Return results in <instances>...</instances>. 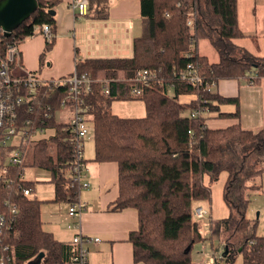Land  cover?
Listing matches in <instances>:
<instances>
[{
	"label": "trees",
	"instance_id": "obj_1",
	"mask_svg": "<svg viewBox=\"0 0 264 264\" xmlns=\"http://www.w3.org/2000/svg\"><path fill=\"white\" fill-rule=\"evenodd\" d=\"M103 1L89 0L86 13L104 16ZM57 3L36 0L29 16L10 32L0 29V56L4 57L9 43H21L40 33L42 23H48L53 37L39 56L42 64L54 45L56 18L50 10ZM100 4L102 8H97ZM94 7L97 9L92 11ZM140 14L142 33L133 38L131 57L86 58L75 64L77 74L125 78L110 82L107 95L101 92V82L95 80L81 101L88 105L93 159L118 164V195L109 209L133 207L138 213L137 229L128 235L133 261L203 264L191 256L194 243L206 239L193 217V208L198 201L211 200L204 176L216 179L226 170L223 198L230 213L222 224L224 229L231 223L234 226L225 240L227 250L217 256L215 264H233L238 255L242 264H264V235L251 233L230 241L235 232L246 228L244 207L249 190L256 186L249 181L264 171V126L251 130L235 123L210 128L205 123L215 116H240L237 97L222 96L206 83L251 73L264 77V57L233 43L245 36L238 23L237 0H140ZM201 38H207L220 52L218 61L210 62L198 53L196 45ZM188 63L197 64L204 80L192 84L177 78L176 73ZM15 65L20 61L10 63V69ZM138 68L158 69L157 75L163 79L138 84L140 95L131 97L133 83L128 78ZM66 92V86L51 83L39 84L32 94L20 91L23 100L17 107V137L3 144L0 128V170L12 149L18 147L21 152V161L8 164L7 172L0 174V212L5 216L0 255L5 264H73L76 245L55 239L42 227L41 199L30 195L36 182L20 178L27 166L47 170L52 199L76 200L79 186L69 181L72 153L68 121L56 118L65 107L61 101ZM181 94L196 97L183 103L178 99ZM128 98L142 99L146 113L120 117L111 111L113 99ZM225 103L233 104L235 110L223 111L221 104ZM39 128L53 129V133L40 136ZM252 157L259 162L258 167H253ZM24 189L31 193L24 194ZM39 252H43L41 256Z\"/></svg>",
	"mask_w": 264,
	"mask_h": 264
},
{
	"label": "crops",
	"instance_id": "obj_2",
	"mask_svg": "<svg viewBox=\"0 0 264 264\" xmlns=\"http://www.w3.org/2000/svg\"><path fill=\"white\" fill-rule=\"evenodd\" d=\"M70 2L71 0H58L55 6L54 45L44 56L42 64L39 56L46 42L41 33H35L19 43L20 65L11 68L12 74L18 75L23 70H29L47 80L70 74L75 69L77 60L132 56L133 38L142 33L140 0H104V16H92L88 13L79 15L72 10ZM240 4L241 1L237 0V18L245 36L233 43L264 57V0H244L242 8ZM96 7L102 8V4ZM196 46L198 53L205 55L210 62L218 61L219 57H210L213 49L207 42H202L199 46L198 41ZM212 90L222 96L237 97L240 116L208 118L205 122L208 127L224 128L239 123L245 129L256 130L264 126V77L257 78L256 73H251L237 78H222L217 80ZM195 97L194 94H181L178 99L187 103ZM223 105L228 106L222 107ZM221 109L231 112L235 107L225 103L221 104ZM62 112L68 121L70 109L65 108ZM46 130L49 128L44 132ZM84 156L86 174L83 179L87 185L80 188L78 195L86 206L81 212L79 229L67 226L71 222L67 214L70 202L53 200V188L47 198L38 197L44 200L40 204L41 217H44V210L49 212L46 219H41L42 227L61 241L71 242L78 230L91 238L98 237L97 242L86 243L88 264H142L133 261L132 245L128 241L129 233L138 226L137 210L133 207L109 209L118 195L117 162L94 160V147L89 148ZM34 170L36 179L30 180L35 181L36 185L38 182H49L50 173L47 170L39 167ZM35 187L31 194L34 196ZM46 222L50 223L44 227Z\"/></svg>",
	"mask_w": 264,
	"mask_h": 264
},
{
	"label": "built area",
	"instance_id": "obj_3",
	"mask_svg": "<svg viewBox=\"0 0 264 264\" xmlns=\"http://www.w3.org/2000/svg\"><path fill=\"white\" fill-rule=\"evenodd\" d=\"M89 0H71L70 7L77 14H85L87 12ZM40 33L43 35L45 42H49L53 37L50 25L48 23H42L38 27ZM190 56V54H187ZM20 61L19 43H9L6 48L4 57L0 56V128L3 129L2 143H11L14 138L17 137V107L23 100L22 90H26L28 93H34L36 87L41 83H51L54 86H66L67 92L65 97L61 101V105L70 109V116L68 119L69 137L68 140L71 144L72 159L69 165V181L77 182L78 193L80 188L87 185L83 177L86 174V163L84 161V146L85 140L88 138V130L91 129L88 122V105L82 103L81 99L86 92L91 88V83L95 80L101 82V92L104 95L109 93L108 85L110 82H117L125 80V78H92L87 74H77L75 69L68 75L58 78H52L44 80L40 78L35 72L29 70H23L21 74H12L10 69V63ZM158 69L150 68H138L128 78L133 85L130 89V96L136 97L141 93L140 85H146L152 80H162L163 78L157 75ZM176 76L179 80H187L188 82L195 84L204 80L199 74L196 63H188L185 68L178 71ZM215 83H206V86L211 88ZM70 101V102H69ZM70 104L67 106V104ZM49 109V106H47ZM44 132L43 128H39V134ZM25 137L22 138L24 142ZM21 161V152L18 147L12 149L6 159V165H3L0 170V174L7 172L8 164H17ZM20 178L24 179V173L20 172ZM25 180V179H24ZM31 190L24 189V194H30ZM86 203L79 199L77 194L76 200L71 202L67 209V214L71 218V222L67 224L68 227L78 228L80 227V216L82 210L85 208ZM14 210V209H13ZM194 215L196 222L198 223L199 230L202 235L204 231H207L204 226L207 222L204 221L206 211L201 206H196L194 209ZM5 223V216L0 212V234ZM98 237L91 238L81 233L78 230L72 237L71 242L76 245V252L72 257L73 264H88V250L86 247L87 242H97ZM217 256H210L207 260V264H215L217 262ZM0 264H5V257L0 255Z\"/></svg>",
	"mask_w": 264,
	"mask_h": 264
},
{
	"label": "rangeland",
	"instance_id": "obj_4",
	"mask_svg": "<svg viewBox=\"0 0 264 264\" xmlns=\"http://www.w3.org/2000/svg\"><path fill=\"white\" fill-rule=\"evenodd\" d=\"M240 1V7L242 8L244 0ZM202 42H207L213 49V52H210L211 58L214 55L217 58L220 57V52L212 46V44L207 38L200 39L199 46L202 45ZM225 106L228 105H223L222 107ZM110 108L114 113H117L121 116H142L146 113L144 101L139 98L113 99L111 101ZM62 113L63 112H57L56 118L67 120L66 116ZM51 133H53V129L46 130L45 132L41 133L40 136H47V134L49 135ZM85 145L86 148L83 153H85L84 155H87V151L89 150V148L94 147L93 134L91 129L88 130V138L85 140ZM252 161L254 163L253 167H258L260 165L259 162L253 157L251 159V162ZM34 169L35 167L33 166L25 167V173L23 172L25 180L36 179V172ZM227 176L228 172L226 170H222L216 179H212L209 174H206L204 176V183L208 185L211 189V200L198 201L194 204L193 208V217L195 220V207L201 206L203 209H205L206 215L204 221L207 222V225L204 226L207 231L203 232V236H205L206 239L201 242L194 243L191 250V256L196 262H202L203 264H207L206 259H208L210 256H220L226 246V237H228L232 227L234 226L231 223L230 226H227V229H224L222 224V219L229 216L230 213L229 208L223 198V186ZM249 182L255 183L256 186L249 190L247 196L249 201L244 207V216L247 219L246 228L241 231L235 232L230 241H234L241 235L251 233H254L255 235L259 236L264 235V171L262 172L261 176H255L254 179L250 180ZM52 188L53 186L50 182H38L35 187V196L37 198H47L49 192L52 191ZM42 201L44 200L41 199V203ZM48 213V211L44 210L43 215L45 219L47 218ZM44 217L42 216L41 219ZM49 223L50 222H46L44 227H47ZM233 264H242V259L240 255L236 256Z\"/></svg>",
	"mask_w": 264,
	"mask_h": 264
},
{
	"label": "water",
	"instance_id": "obj_5",
	"mask_svg": "<svg viewBox=\"0 0 264 264\" xmlns=\"http://www.w3.org/2000/svg\"><path fill=\"white\" fill-rule=\"evenodd\" d=\"M36 5V0H0V29L4 32H10L13 26L21 23L29 16ZM55 14V10H50ZM225 246L224 252H226ZM43 252H39V256Z\"/></svg>",
	"mask_w": 264,
	"mask_h": 264
}]
</instances>
